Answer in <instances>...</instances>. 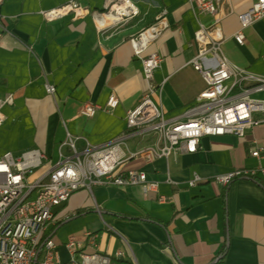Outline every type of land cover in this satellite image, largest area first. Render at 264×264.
Listing matches in <instances>:
<instances>
[{"label": "crops", "instance_id": "obj_1", "mask_svg": "<svg viewBox=\"0 0 264 264\" xmlns=\"http://www.w3.org/2000/svg\"><path fill=\"white\" fill-rule=\"evenodd\" d=\"M68 1L0 0V22L8 30L0 39V97L13 96V103L3 107L0 135L18 136L26 147L40 149L45 168L58 162L60 149L70 153L68 146L61 148L68 133L79 137L76 148L81 153L89 145L123 137L116 150L123 160L120 170H144L157 187L95 184L74 192L55 210L47 231L62 259L69 256L64 244L70 235L91 231L96 247L89 250L111 255L117 264H264L261 177L236 178L229 185L217 180L238 168L264 165V157L251 155L255 144H264V124L247 130L244 137L204 136L196 152L179 147L168 157L149 160L128 155L161 146L158 134L132 132L126 120L148 91L143 58L151 53L164 59L154 72L157 91L152 98L166 118L185 116L206 88L191 63L200 24L211 27L219 19L226 57L264 75V17L244 29V44L234 38L240 15L256 0H215L216 14L198 16L190 0H134L140 14L125 25L105 29L93 15L104 10L105 0H77L89 9L80 17L69 13L50 20L43 15ZM163 8L168 10V27L136 55L131 38L154 23ZM47 82L56 86L54 95L47 93ZM110 94L120 99L113 111L99 110L93 117L79 113L84 102L104 104ZM196 175L200 180L191 186ZM78 222V232L58 236L64 226ZM118 251L125 256L115 258Z\"/></svg>", "mask_w": 264, "mask_h": 264}, {"label": "built area", "instance_id": "obj_2", "mask_svg": "<svg viewBox=\"0 0 264 264\" xmlns=\"http://www.w3.org/2000/svg\"><path fill=\"white\" fill-rule=\"evenodd\" d=\"M190 1L196 16L217 13L215 0ZM105 7L106 12L95 14L104 27V18L120 23L140 13L134 0H106ZM87 12L88 9L75 0L42 11L50 20L69 13L79 17ZM167 13L168 10L163 8L157 17L158 22L133 39L137 54H141L148 43L167 27ZM263 16L264 0H257L248 12L240 16L241 28L234 36L237 43L245 42L244 28ZM218 22L219 19L212 28L200 24L195 33L198 52L191 62L201 72L206 88L186 111L187 118L167 119L163 107L152 98L156 90L151 83L153 72L161 65L162 57L153 53L143 60L148 91L140 104L127 112V123L129 128L156 131L162 145L144 147L139 152H131L132 156L142 154L149 160L168 157L179 147L196 152L204 136L230 134L244 137L247 130L264 124V97L259 96L264 93V75L239 67L227 59L221 49L224 36ZM2 34L0 30V38ZM45 88L48 94L56 93V86L50 82L45 84ZM12 102V95L0 97V127L5 118L3 107ZM119 103L120 99L111 94L106 105L87 101L80 114L93 117L98 110L110 111ZM77 139L79 137L68 133L67 144L71 154L60 152L58 162L35 178L34 172L43 164L44 155L39 150L31 149L18 157L7 151L0 156V264H62L59 245L47 235L58 207L65 204L74 192L82 188L91 190L95 184L128 186L147 182V174L142 170H129L126 174L117 172L122 162L116 156V150L124 143L122 138L104 145H89L83 153L76 148ZM251 154L257 158L264 157V144H255ZM257 176L264 183V165L238 168L219 175L217 180L228 185L236 178L254 179ZM198 180L200 176L196 175L190 180V185H195ZM147 185L153 190L157 187L154 181L147 182ZM64 246L69 255H74V263L71 264H117L111 255L95 248L89 250L91 246L96 247V235L91 231L80 237L70 235ZM124 256L123 251L115 254V258Z\"/></svg>", "mask_w": 264, "mask_h": 264}, {"label": "rangeland", "instance_id": "obj_3", "mask_svg": "<svg viewBox=\"0 0 264 264\" xmlns=\"http://www.w3.org/2000/svg\"><path fill=\"white\" fill-rule=\"evenodd\" d=\"M71 1V0H70ZM75 1H77V0H75ZM257 1V0H256ZM255 1V2H256ZM69 2V1H68ZM78 2V1H77ZM254 2V3H255ZM67 3V2H66ZM79 3V2H78ZM254 3H253V5H254ZM65 4V3H64ZM63 5V4H62ZM105 5H106V0H105ZM253 5H252V7H253ZM60 6V5H59ZM58 7V6H57ZM139 7V6H138ZM251 7V8H252ZM55 8V7H54ZM250 8V9H251ZM51 9H53V8H51ZM88 9V8H87ZM140 9V8H139ZM249 9V10H250ZM48 10H50V9H48ZM248 10V11H249ZM44 11H46V10H44ZM248 11H246V12H248ZM104 12H106V7H104V10H102V11H96V12H93V15H94V17H95V14L96 15H98V14H101V13H104ZM245 12V13H246ZM87 13H89V9H88V12ZM86 13V14H87ZM140 14V13H139ZM160 14V13H159ZM158 14V15H159ZM242 14H244V13H242ZM241 14V15H242ZM44 15V14H43ZM85 15V14H84ZM240 15V16H241ZM45 16V15H44ZM80 17V16H79ZM137 17V16H136ZM158 17V16H157ZM264 17V16H263ZM262 17V18H263ZM96 18V17H95ZM135 18V17H134ZM134 18H132V19H134ZM261 18V19H262ZM106 19H108V18H104L103 19V24H105L106 26L104 27V26H102V24H101V22H100V19L99 18H96V20L101 24L100 25V27H102V29L104 28H107V26L108 25H113V26H122V25H125L126 23H128L130 20H132V19H129V20H127V21H125V22H120V23H115L114 21H112V20H110V19H108L110 22L109 23H106L105 21H106ZM260 20V19H259ZM240 21H241V19H240ZM258 21V20H257ZM158 21H157V19H156V21L154 22V23H152V24H150V25H148L147 27H145L144 29H142L140 32H142V31H144L145 29H147V28H149V27H151L152 25H154V24H156ZM256 22V21H255ZM254 22V23H255ZM168 24V23H167ZM218 24H219V22H218ZM253 24V23H252ZM251 24V25H252ZM214 25H216V22L214 23ZM214 25L213 26H211V27H209V28H212V27H214ZM250 26V25H249ZM167 27H168V25H167ZM167 27H165L164 29H162V31L160 32V34L158 35V37L161 35V33L167 28ZM248 27V26H247ZM221 28V27H220ZM241 28V27H240ZM245 29V28H244ZM0 30H2V36H1V38L6 34V33H8V30L2 25V23L0 22ZM222 31V30H221ZM139 32V33H140ZM139 33L137 34V35H135V36H133L132 38H131V42H132V45H133V48H134V51H135V47H134V44H133V39H135L136 37H138L139 36ZM236 33V32H235ZM222 35H223V33H222ZM224 36V35H223ZM234 36H235V34H234ZM0 38V39H1ZM235 38V37H234ZM156 39V38H155ZM155 39H153V40H155ZM224 39H225V37H224ZM152 40V41H153ZM245 40H246V37H245ZM224 41V40H223ZM237 42V41H236ZM149 43H151V41L149 42ZM149 43H148V45H149ZM223 43V42H222ZM245 43V42H244ZM243 43V44H244ZM239 44V43H238ZM148 45H147V47H148ZM147 47H146V49H147ZM145 49V50H146ZM221 49H222V44H221ZM144 50V51H145ZM144 51H142L141 52V54H137L136 53V51H135V54L136 55H138V56H141L142 55V53L144 52ZM198 52V51H197ZM222 52H223V49H222ZM151 54H153V53H151ZM158 54V53H157ZM223 54H224V52H223ZM150 55V54H149ZM148 55V56H149ZM158 55H160V54H158ZM225 55V54H224ZM161 56V55H160ZM226 56V55H225ZM147 57V56H146ZM146 57H144L143 58V60L146 58ZM162 57V56H161ZM195 57V56H194ZM193 57V58H194ZM162 59H163V57H162ZM228 59V58H227ZM164 60V59H163ZM192 61V60H191ZM231 62V61H230ZM162 63H163V61H162ZM162 63H161V65H162ZM192 63V62H191ZM232 63V62H231ZM234 64V63H233ZM161 65L158 67V68H160L161 67ZM192 65H193V63H192ZM143 66H144V63H143ZM194 66V65H193ZM238 66V65H237ZM158 68H156V69H158ZM195 68V67H194ZM155 69V70H156ZM196 69V68H195ZM155 70H154V72H155ZM197 70V69H196ZM154 72H153V77H154ZM200 72V71H199ZM145 73V72H144ZM201 73V72H200ZM146 77V76H145ZM153 77H152V84L154 85V83H153ZM147 79V78H146ZM148 80V79H147ZM155 86V85H154ZM156 88V87H155ZM156 91H157V88H156V90H155V92L153 93V94H155L156 93ZM202 92V91H201ZM200 92V93H201ZM199 93V94H200ZM51 95V94H50ZM111 95V94H110ZM109 95V96H110ZM145 95V94H144ZM117 96V95H116ZM13 97V96H12ZM118 97V96H117ZM144 97V96H143ZM2 98H4V97H2ZM197 98V97H196ZM195 98V99H196ZM108 99H109V97H108ZM107 99V100H108ZM143 99V98H142ZM154 100V99H153ZM87 102V101H86ZM86 102H84V103H86ZM91 102H94V101H91ZM107 102V101H106ZM106 102L104 103V104H101V105H106ZM195 102V101H194ZM13 103V102H12ZM12 103H6V104H12ZM83 103V104H84ZM95 103H97V102H95ZM5 104V105H6ZM82 104V105H83ZM99 104V103H98ZM140 104V103H139ZM158 105H160L159 103H157ZM194 104V103H193ZM192 104V105H193ZM4 105V106H5ZM191 105V106H192ZM190 106V107H191ZM82 107V106H81ZM81 107H80V109H79V113H80V110H81ZM118 107V106H117ZM116 107V108H117ZM189 107V108H190ZM115 108V109H116ZM188 108V109H189ZM187 109V110H188ZM102 110H104V109H102ZM114 110V109H113ZM113 110H110V111H107V110H104V111H107V112H111V111H113ZM99 111V110H98ZM97 111V112H98ZM186 114V113H185ZM82 115V114H81ZM82 116H84V115H82ZM95 116V115H94ZM86 117V116H85ZM174 118H176V117H174ZM181 118H187L186 117V115L185 116H181ZM168 119V118H167ZM171 119V118H170ZM126 120H127V116H126ZM127 126H128V123H127ZM128 128H129V126H128ZM132 132H136V131H140V130H138V129H133V128H129ZM147 131V130H146ZM153 131V130H152ZM156 132V131H155ZM157 133V132H156ZM158 134V133H157ZM121 138H123V137H121ZM20 141V138H19V140H18V136L17 137H8V135H3V134H1L0 135V152H3V151H6V150H11L10 152H12L16 157H18V156H20V155H22L25 151H28V150H31V147H26V144H25V142H23V141H21V142H19ZM67 141H68V137H67V140L63 143V145L61 146V148L63 147V146H68L69 147V149H70V153H64L63 151H62V149H60V152H62V153H64V154H66V155H69V154H71V148H70V146L67 144ZM77 141V140H76ZM110 142H112V141H110ZM124 142V141H123ZM76 143V142H75ZM109 143V142H108ZM104 145V144H103ZM37 150H39L43 155H44V157H45V154L40 150V149H37ZM141 150V149H140ZM174 151V150H173ZM172 151V152H173ZM135 152H139V150L138 151H135ZM171 152V153H172ZM131 151L129 152V157L131 158V157H137V156H141L142 154H136V155H134V156H132L131 154ZM170 153V154H171ZM252 155V154H251ZM142 156H144V155H142ZM253 156V155H252ZM44 157L42 158V166L39 168V169H37L35 172H34V175H33V178H35V177H38L39 175H41V174H43V173H45V172H47V170L50 168V167H48V168H45L44 167V162H43V159H44ZM145 157V156H144ZM164 157V156H163ZM254 157V156H253ZM146 158V157H145ZM154 158H156V157H153L152 159H154ZM257 158V157H256ZM263 158V157H262ZM148 159V158H147ZM151 159V160H152ZM258 159H261V158H258ZM121 160V162L123 163V160L122 159H120ZM122 163L120 164V166H119V168H118V173H124V174H126L129 170H137V169H129V170H127V171H121L120 169H121V165H122ZM54 166V165H53ZM259 167V166H258ZM247 168V167H246ZM254 168H256V167H254ZM142 171H144V170H142ZM145 173H146V171H144ZM147 174V173H146ZM249 179V178H248ZM255 179H257V177H255L253 180H255ZM147 182H149L148 181V177H147ZM147 182H145V183H138V184H146L147 185ZM152 182V181H151ZM189 184H190V182H189ZM114 185V184H113ZM134 185H136V184H134ZM229 185V184H228ZM118 186V185H117ZM194 186V185H193ZM82 189H86V188H82ZM80 190V189H79ZM79 225H80V222H78V223H73V224H68V225H66V226H64L62 229H60L59 230V232H58V236L59 235H61V236H67L68 234H70L72 231H75V232H78L79 230H78V227H79Z\"/></svg>", "mask_w": 264, "mask_h": 264}, {"label": "bare ground", "instance_id": "obj_4", "mask_svg": "<svg viewBox=\"0 0 264 264\" xmlns=\"http://www.w3.org/2000/svg\"><path fill=\"white\" fill-rule=\"evenodd\" d=\"M71 263H74V255H69L67 260L62 259V264H71Z\"/></svg>", "mask_w": 264, "mask_h": 264}]
</instances>
